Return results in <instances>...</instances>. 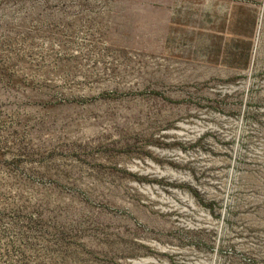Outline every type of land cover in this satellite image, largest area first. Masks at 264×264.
<instances>
[{
  "label": "rangeland",
  "instance_id": "374dc122",
  "mask_svg": "<svg viewBox=\"0 0 264 264\" xmlns=\"http://www.w3.org/2000/svg\"><path fill=\"white\" fill-rule=\"evenodd\" d=\"M0 264H264V0H0Z\"/></svg>",
  "mask_w": 264,
  "mask_h": 264
}]
</instances>
